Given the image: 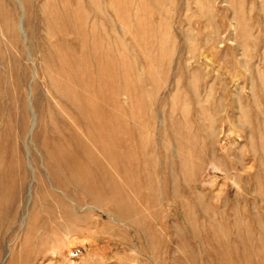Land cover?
<instances>
[{"label": "rangeland", "instance_id": "rangeland-1", "mask_svg": "<svg viewBox=\"0 0 264 264\" xmlns=\"http://www.w3.org/2000/svg\"><path fill=\"white\" fill-rule=\"evenodd\" d=\"M0 264H264V0H0Z\"/></svg>", "mask_w": 264, "mask_h": 264}, {"label": "bare ground", "instance_id": "bare-ground-1", "mask_svg": "<svg viewBox=\"0 0 264 264\" xmlns=\"http://www.w3.org/2000/svg\"><path fill=\"white\" fill-rule=\"evenodd\" d=\"M69 64V61H67V65ZM91 116L95 117L97 121L99 120V113L97 109H93L91 111ZM58 147L59 144L51 142L50 145H48L46 148V152L50 160V167L52 169L53 174H56V176L59 174V172L64 171L66 169L72 170L76 168V163L78 162V157H75L73 153H67L64 151L62 156ZM60 155L63 159H61ZM96 173L97 170L92 169L91 167H86L83 169V177L85 180H87L90 191H92V189L97 186Z\"/></svg>", "mask_w": 264, "mask_h": 264}]
</instances>
